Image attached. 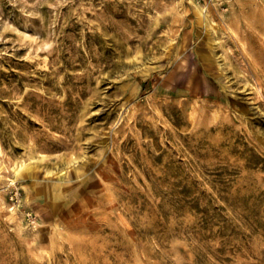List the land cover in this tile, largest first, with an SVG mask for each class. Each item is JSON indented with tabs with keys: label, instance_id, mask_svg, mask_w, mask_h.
Instances as JSON below:
<instances>
[{
	"label": "rangeland",
	"instance_id": "374dc122",
	"mask_svg": "<svg viewBox=\"0 0 264 264\" xmlns=\"http://www.w3.org/2000/svg\"><path fill=\"white\" fill-rule=\"evenodd\" d=\"M0 264H264V0H0Z\"/></svg>",
	"mask_w": 264,
	"mask_h": 264
},
{
	"label": "bare ground",
	"instance_id": "6f19581e",
	"mask_svg": "<svg viewBox=\"0 0 264 264\" xmlns=\"http://www.w3.org/2000/svg\"><path fill=\"white\" fill-rule=\"evenodd\" d=\"M24 170H25V168H24ZM32 171V170H31ZM48 172V171H47ZM53 188V187H52ZM55 189V188H54ZM51 195V194H50Z\"/></svg>",
	"mask_w": 264,
	"mask_h": 264
}]
</instances>
